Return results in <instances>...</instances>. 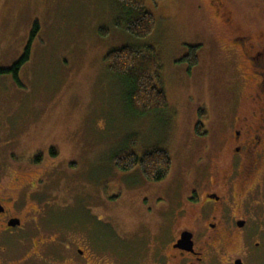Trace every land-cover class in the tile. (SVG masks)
<instances>
[{"label":"rangeland","instance_id":"374dc122","mask_svg":"<svg viewBox=\"0 0 264 264\" xmlns=\"http://www.w3.org/2000/svg\"><path fill=\"white\" fill-rule=\"evenodd\" d=\"M144 6L155 24L146 37L135 38L115 25L122 15L116 0H0V70L18 63L28 47L16 78L0 74V198L15 201L11 212L21 211L24 223L23 231L3 239L10 257L30 255L33 239V251L40 252L33 264H68L88 226L94 234L108 228L120 236L110 235L105 248L124 244L137 254L156 229L142 225L143 175L136 167L121 172L117 156L125 150L167 152L171 168L162 193L178 187L184 193L188 166L208 157L193 139L197 109L204 101L215 105L230 82L218 50L223 27L215 10L251 30L264 29V0H144ZM123 46L155 50L156 84L167 100L163 110L140 116L128 109L127 86L105 59ZM188 46H198L191 71L180 60ZM212 109L217 122L220 114ZM216 122L208 127L215 130ZM51 146L61 150L55 168L46 159ZM33 150L45 155L44 166L28 164ZM258 182L264 238V175ZM38 207L42 213L31 211ZM61 231L70 240L64 259L40 243ZM82 245L91 248L87 241ZM102 252L96 264L109 258ZM256 253L264 256V245Z\"/></svg>","mask_w":264,"mask_h":264},{"label":"flooded vegetation","instance_id":"af4514ba","mask_svg":"<svg viewBox=\"0 0 264 264\" xmlns=\"http://www.w3.org/2000/svg\"><path fill=\"white\" fill-rule=\"evenodd\" d=\"M215 12L223 27L218 50L226 60L223 64L230 82L223 93H218L217 100L214 98L215 105L204 101L197 109L193 139L210 152L208 157L199 156L188 166L184 193L179 187L162 193L166 177L159 181L144 178L141 182L144 189L138 202L145 214L142 225L153 224L156 232L150 234L151 240L142 243L137 254L130 253L124 244L105 248L110 235H119L108 228L104 235L94 234L88 226L79 240L81 248H76L70 258L73 264H96L100 249L105 252L101 255H109L107 260L100 259V264H264V256L256 253L264 245L263 230L258 227L263 221L257 208L261 188L258 180L264 175V29L251 30ZM193 67L188 66V70ZM210 107L220 114L217 122L212 119ZM210 122L217 123V131L208 127ZM49 153L51 157L46 159L55 168L62 159L61 150L51 146ZM29 155L28 164L45 165V155L38 150ZM12 156L16 163L17 158ZM71 161L70 166H74L75 161ZM11 200L0 198V264H33L32 257L40 253L33 251V239L30 255L26 253L23 258L10 257L9 246L3 242L5 236L23 231L24 226L22 212H11L15 208ZM10 202L11 207H7ZM31 211L42 213L43 209ZM15 220L17 224L10 225ZM61 234L40 243L47 250L53 246V254L64 259L63 246L70 240L63 231ZM98 238L102 241L98 242ZM72 241L70 244L76 245ZM86 241L90 249L82 245ZM132 251L135 253V248ZM44 262L49 264L46 259L36 264Z\"/></svg>","mask_w":264,"mask_h":264},{"label":"trees","instance_id":"16d2710c","mask_svg":"<svg viewBox=\"0 0 264 264\" xmlns=\"http://www.w3.org/2000/svg\"><path fill=\"white\" fill-rule=\"evenodd\" d=\"M121 8L122 15L116 19L115 25L123 27L125 31L135 38L146 37L153 29L155 21L153 15L144 6V0H116ZM103 34V33H102ZM198 46H188V51L181 59L189 67L197 63ZM28 47L24 56L9 69L0 70L1 73L11 72L16 78V71L26 58ZM105 59L109 68L120 76L126 86V104L128 109L140 116L153 111H160L166 106V95L156 84L160 65L155 50L150 47L123 46L109 50ZM156 77V78H155ZM116 167L129 171L136 167L146 180L159 181L164 179L171 167V159L167 152L151 150L136 155L125 150L115 159Z\"/></svg>","mask_w":264,"mask_h":264},{"label":"water","instance_id":"95a60500","mask_svg":"<svg viewBox=\"0 0 264 264\" xmlns=\"http://www.w3.org/2000/svg\"><path fill=\"white\" fill-rule=\"evenodd\" d=\"M17 222H18V221L15 220V221L11 222L10 225L14 226V225L17 224Z\"/></svg>","mask_w":264,"mask_h":264}]
</instances>
